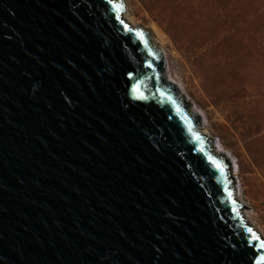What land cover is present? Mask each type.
I'll list each match as a JSON object with an SVG mask.
<instances>
[{"label": "water", "instance_id": "obj_1", "mask_svg": "<svg viewBox=\"0 0 264 264\" xmlns=\"http://www.w3.org/2000/svg\"><path fill=\"white\" fill-rule=\"evenodd\" d=\"M123 12L0 0V264H257L205 118Z\"/></svg>", "mask_w": 264, "mask_h": 264}, {"label": "rangeland", "instance_id": "obj_2", "mask_svg": "<svg viewBox=\"0 0 264 264\" xmlns=\"http://www.w3.org/2000/svg\"><path fill=\"white\" fill-rule=\"evenodd\" d=\"M123 1L158 40L183 97L205 118L200 128L226 156L241 208L264 232V0ZM188 60L200 62L201 76Z\"/></svg>", "mask_w": 264, "mask_h": 264}, {"label": "bare ground", "instance_id": "obj_3", "mask_svg": "<svg viewBox=\"0 0 264 264\" xmlns=\"http://www.w3.org/2000/svg\"><path fill=\"white\" fill-rule=\"evenodd\" d=\"M115 1H118V0H115ZM127 11H128V8L127 7H125V12H123V14H122V18H124V21L126 22V23H128L130 26H133V28H136V27H139L134 21H133V19L129 16V14L127 13ZM151 44L152 45H155V46H157V42H158V40H156L154 37H153V35L151 36ZM159 47V46H158ZM160 48V47H159ZM161 49V48H160ZM188 47L187 46H185V45H183L182 46V48L180 49V53L181 54H183V56L186 58V52H188ZM166 54V53H165ZM167 55L164 57V62H167L168 63V60H167ZM189 61V60H188ZM169 64V63H168ZM195 64L197 65V69H196V75H200L201 76V74H202V70H200V69H198V66H200V62L198 61V63H196L195 61H189V64L188 65H190L191 67H192V70H194L196 67H195ZM168 73L169 74H165V79H166V82L167 83H171L172 84V82L171 81H173V84L174 85H178V89L180 90V91H182V94H183V91H185V89H184V87L182 86V84H181V82H180V80L177 78V75L176 74H173L172 73V71L171 70H169L168 71ZM182 97H183V95H182ZM184 98V97H183ZM194 114H195V110H194ZM196 115V114H195ZM197 117H199L198 115H197ZM199 133H202V135L203 136H207L206 135V131H203L202 130V128H199ZM219 152H221V151H219ZM221 154H223L222 152L220 153V155ZM222 156V155H221ZM224 156V155H223ZM226 157V156H225ZM234 196H235V200H237L238 199V201L237 202H239L240 203V200H239V198H238V195H235L234 194ZM241 215H242V217H244V220L248 223V226H251V227H253L252 225L253 224H251V221L249 220V217L247 216V211H245V210H242L241 211ZM253 229L257 232V234H258V236H260L263 240H264V232L259 228V227H253Z\"/></svg>", "mask_w": 264, "mask_h": 264}, {"label": "snow or ice", "instance_id": "obj_4", "mask_svg": "<svg viewBox=\"0 0 264 264\" xmlns=\"http://www.w3.org/2000/svg\"><path fill=\"white\" fill-rule=\"evenodd\" d=\"M113 7H117V5L114 4ZM137 36L140 37V38L142 39V34L137 33ZM147 67L151 68L152 65H151V64H148ZM129 78H131V77H129ZM132 91H133L134 93H136V95L133 97L134 99H141V100L144 99V96H143L142 94L139 93L138 87L133 88ZM229 195H230V194H229ZM248 231H249V233L252 234V236H253V238H254L255 240H259V237H257V236L255 235V233H252V230H251V229H248ZM260 248H261V249H264V242L260 243ZM257 264H264V256H261V257L259 258V260L257 261Z\"/></svg>", "mask_w": 264, "mask_h": 264}]
</instances>
